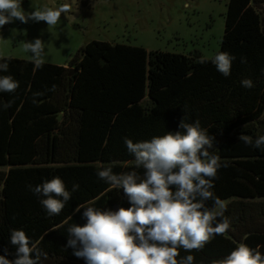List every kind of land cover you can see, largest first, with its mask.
Wrapping results in <instances>:
<instances>
[{"label": "trees", "instance_id": "1", "mask_svg": "<svg viewBox=\"0 0 264 264\" xmlns=\"http://www.w3.org/2000/svg\"><path fill=\"white\" fill-rule=\"evenodd\" d=\"M221 51L236 57L229 77L211 59L201 64L197 54L101 41L82 46L64 66L1 58L9 69L0 75L13 76L19 87L0 93V255L15 258L10 231L21 229L47 253L41 264H85L65 247L67 228L86 223L81 207L131 206L123 190L97 172L110 166L116 174L142 176L125 138L138 142L175 132L183 117L198 120L215 138L209 152L223 166L212 191L226 202L230 229L202 250L180 249L178 259L193 255L194 264H212L240 243L260 245L264 255V151L238 139L244 134L254 143L264 135V0L229 1ZM248 78L251 89L241 85ZM9 101L11 107H3ZM57 176L69 191L73 184L79 188L58 216H49L43 197L29 186Z\"/></svg>", "mask_w": 264, "mask_h": 264}, {"label": "clouds", "instance_id": "2", "mask_svg": "<svg viewBox=\"0 0 264 264\" xmlns=\"http://www.w3.org/2000/svg\"><path fill=\"white\" fill-rule=\"evenodd\" d=\"M70 10L65 4L25 14L21 0H0V28L17 19L21 23L45 22L52 27ZM44 45L40 38L23 42L24 50L32 53L31 59L38 67L43 66ZM235 59L221 51L211 58V63L229 77ZM207 62L208 57L200 58L201 64ZM241 63H246V58L241 57ZM8 69L7 60L0 62V72ZM241 85L246 89L254 87L250 78L241 80ZM18 87L19 82L13 76L0 75V93H14ZM50 91H55V85ZM39 95L43 93H35L34 97ZM11 103L3 107H11ZM178 129L150 140L133 142L125 138L135 167L143 169L142 176L136 171L116 174L110 166L97 172L98 178L112 188L122 189L131 206L117 210L81 207L86 223L67 228L69 238L65 247L72 248L75 257L85 264H194L193 255L178 259L179 250H202L216 235L226 234L230 229V221L224 215L226 204L212 191L218 170L223 166L220 157L209 152L215 138L201 128L198 120L188 123L183 117ZM238 139L246 146L264 151V135L254 143L248 135L242 134ZM29 188L43 197L40 203L49 216H58L79 185L73 184L69 191L57 176ZM210 200L211 207L207 203ZM10 243L16 249L15 258L9 260L0 255V264H41V257L47 259V253L24 230L12 229ZM260 247L254 249L240 243L212 264H264Z\"/></svg>", "mask_w": 264, "mask_h": 264}, {"label": "rangeland", "instance_id": "3", "mask_svg": "<svg viewBox=\"0 0 264 264\" xmlns=\"http://www.w3.org/2000/svg\"><path fill=\"white\" fill-rule=\"evenodd\" d=\"M230 0H21L25 14L68 4L57 25L21 23L0 28V59L31 60L23 42L44 41L43 63L64 66L92 41L211 59L220 50ZM226 204V202H225Z\"/></svg>", "mask_w": 264, "mask_h": 264}]
</instances>
